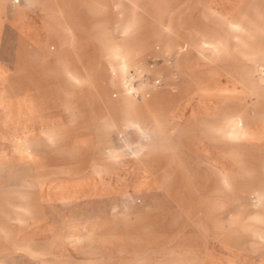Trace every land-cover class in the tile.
<instances>
[{
  "label": "rangeland",
  "instance_id": "obj_1",
  "mask_svg": "<svg viewBox=\"0 0 264 264\" xmlns=\"http://www.w3.org/2000/svg\"><path fill=\"white\" fill-rule=\"evenodd\" d=\"M13 1L0 264H264V0Z\"/></svg>",
  "mask_w": 264,
  "mask_h": 264
},
{
  "label": "bare ground",
  "instance_id": "obj_2",
  "mask_svg": "<svg viewBox=\"0 0 264 264\" xmlns=\"http://www.w3.org/2000/svg\"><path fill=\"white\" fill-rule=\"evenodd\" d=\"M9 1L10 0H0V14H3V15L8 14L7 7H8ZM16 1L17 0H14L13 2H16ZM27 3L28 4L25 7L23 6L19 7V6L14 5L11 8V11L9 13L12 19L10 20L9 25L17 29L19 32H23L27 36L32 37L33 33L36 32L38 27H35L32 24L33 20H35V16H33L31 13L33 9H35V5L38 3V0H27ZM131 88L133 87L131 86Z\"/></svg>",
  "mask_w": 264,
  "mask_h": 264
},
{
  "label": "snow or ice",
  "instance_id": "obj_3",
  "mask_svg": "<svg viewBox=\"0 0 264 264\" xmlns=\"http://www.w3.org/2000/svg\"><path fill=\"white\" fill-rule=\"evenodd\" d=\"M237 30H238V29H237ZM116 51H119V50L117 49ZM226 187H227V185H226Z\"/></svg>",
  "mask_w": 264,
  "mask_h": 264
},
{
  "label": "crops",
  "instance_id": "obj_4",
  "mask_svg": "<svg viewBox=\"0 0 264 264\" xmlns=\"http://www.w3.org/2000/svg\"><path fill=\"white\" fill-rule=\"evenodd\" d=\"M6 24H8V23H6ZM9 25V24H8ZM10 26V25H9Z\"/></svg>",
  "mask_w": 264,
  "mask_h": 264
}]
</instances>
